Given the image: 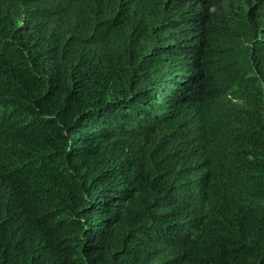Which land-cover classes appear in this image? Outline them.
<instances>
[{
	"label": "trees",
	"instance_id": "1",
	"mask_svg": "<svg viewBox=\"0 0 264 264\" xmlns=\"http://www.w3.org/2000/svg\"><path fill=\"white\" fill-rule=\"evenodd\" d=\"M0 264H264V0H0Z\"/></svg>",
	"mask_w": 264,
	"mask_h": 264
}]
</instances>
